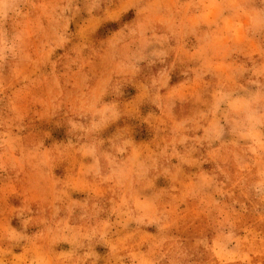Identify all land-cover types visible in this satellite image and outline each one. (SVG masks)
Returning a JSON list of instances; mask_svg holds the SVG:
<instances>
[{
    "label": "rangeland",
    "instance_id": "rangeland-1",
    "mask_svg": "<svg viewBox=\"0 0 264 264\" xmlns=\"http://www.w3.org/2000/svg\"><path fill=\"white\" fill-rule=\"evenodd\" d=\"M0 264H264V0H0Z\"/></svg>",
    "mask_w": 264,
    "mask_h": 264
}]
</instances>
